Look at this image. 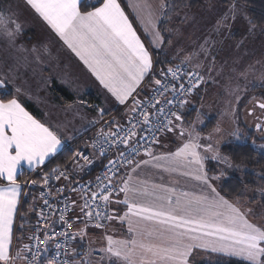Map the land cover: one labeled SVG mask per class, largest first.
I'll return each instance as SVG.
<instances>
[{"label":"snow or ice","instance_id":"obj_1","mask_svg":"<svg viewBox=\"0 0 264 264\" xmlns=\"http://www.w3.org/2000/svg\"><path fill=\"white\" fill-rule=\"evenodd\" d=\"M25 3L47 24L63 45L79 58L92 76L119 104L127 105L131 100L132 106L128 110L130 126L125 127L114 120L106 121L104 126L110 125L111 130L105 132L101 129L97 133V138L92 141L94 149L99 147L100 155L115 147L117 156L105 165L104 176L96 177L95 184L100 190L91 191L90 196L84 191V195L81 196L84 203L80 206V212L86 217L85 224L95 220L97 228L105 227L102 221H112L118 216L116 210L102 211L101 204H97V201L102 202L103 209H108L111 203L126 205L127 210L119 219L122 224L125 222L128 224L130 238L115 240L110 235L106 236L107 247L103 251L121 259L124 264H189V258L197 248L241 257L247 264H264V225L250 222L238 203L230 202L219 195L210 182L219 177H210L205 171V160L208 157L199 151L201 148L199 132L195 128L185 129L181 114L173 110L185 107L187 100L181 97L191 94L201 84L203 77L193 72L178 75L177 65L162 69L160 72L162 78L153 77L146 85L144 83L146 77L154 68L153 59L117 0H96V4L91 5V10H82L81 0H25ZM165 6L166 4H161L160 14H165ZM240 13L239 4L233 0L228 13L218 21L215 31L219 34L221 28L228 26L229 20L236 19ZM155 18L158 19L159 16ZM146 19L154 29L153 43L157 46L162 45L164 38L159 31H155L153 14L149 12ZM248 23L251 24V21ZM20 30L21 25L18 22L0 15V35L7 37L9 43L15 40ZM208 47L210 41L207 39L199 45L200 52L205 56L208 55ZM169 76L171 80L168 79ZM184 76L188 77L187 84L183 82ZM4 85L5 81L0 80V88ZM149 85L148 98L137 99L139 90ZM168 93L171 94L168 98L161 99ZM256 107L264 110V102H257ZM97 114L102 120L104 109H98ZM252 114L250 111L249 115ZM160 117H163V120ZM173 118L181 123L174 125ZM174 127L179 128L181 138L187 132V141L174 153L156 156L150 146L159 142L156 133L172 132ZM145 129L149 132L148 137L140 135V131ZM256 129L262 130L261 123L256 124ZM214 131L219 132L220 129L216 128ZM60 143L57 133L34 119L17 98L0 99V179L7 181V184L0 186V264H15L17 259L23 258L21 251H17L15 256L11 254L14 217L18 211L21 194L17 169L21 162H26L30 169H39L48 157L56 153ZM119 145H124V150H120ZM141 148L144 155L156 161L166 162V171L189 169V172L184 174L192 175L208 189V194L177 193L174 188L156 185L153 187L159 189L161 193L157 196L159 204H142L130 199L128 193L137 191L131 187V179L122 177L116 181L115 177L125 165L140 167V164L128 158L126 153L139 154ZM204 151L211 153L212 160L228 163L227 158H222L211 144L205 147ZM80 159L84 161V165L78 164ZM72 162L82 170L86 165L92 164L93 159L78 150L73 155ZM141 163L147 164V161ZM126 175L130 177L131 173ZM52 176L56 180H70L67 168L63 170L59 167L53 168L50 173L46 172L43 175L44 187L49 186ZM104 180L108 183L105 184ZM31 183L36 184L37 181L33 180ZM118 186L119 191L125 194V198L122 201L119 198L112 201L111 193ZM56 191L59 195L64 189L57 188ZM41 195L45 194L42 192ZM43 203L48 211L45 212L42 208L37 213L38 224L33 235L28 237L38 245H44L43 251L47 250L48 244L52 241H61L55 244L59 249L63 246V239L71 241L75 236L85 234L84 229L77 232L64 229V224H67L68 229H72L79 220V217L72 221L68 220L65 215L69 210L67 203L64 210L58 214L47 198ZM93 205L96 207L93 208ZM71 206L74 209L77 202L71 201ZM49 212L52 216L58 215V222L61 224V231L58 234L54 230L57 221L49 218ZM153 224L159 227L150 228L149 225ZM41 232L43 239L39 235ZM153 237L159 242H153ZM22 247L31 250L28 244ZM40 251L37 249L33 252L27 264H37ZM59 256L60 253L57 251L56 257ZM56 257L49 260L48 264H55ZM63 264L68 262L65 261ZM81 264L89 262L81 261Z\"/></svg>","mask_w":264,"mask_h":264},{"label":"rangeland","instance_id":"obj_2","mask_svg":"<svg viewBox=\"0 0 264 264\" xmlns=\"http://www.w3.org/2000/svg\"><path fill=\"white\" fill-rule=\"evenodd\" d=\"M10 1L11 3H0V15L10 17L16 21L17 12L12 10L13 1ZM6 2H9V0H6ZM229 6L222 5L218 0L204 3L195 12H182L177 17L178 21L173 25L169 24L166 28L169 42L163 52L169 61V65H166L165 69L170 65L184 64L203 77L199 88L188 98L180 114L185 129L195 128L199 132L201 144L199 151L208 157L205 160V171L207 162L215 165L216 172L213 175L208 173L207 175L221 178L210 182L222 197L224 196L219 192L220 180L226 178L228 173L238 169L240 170L237 172H242V168L212 160L211 153L204 151L205 147L211 144L219 153L220 147L226 143L245 141L255 151L264 154V110L256 107L257 102H264V88L263 90L252 91L264 84V27H255L249 24L243 8L240 7V15L234 20L230 19L228 26L222 27L218 34L215 28L218 21L228 13ZM205 39L210 41L207 56L203 55L199 49V45L203 44ZM0 40H3L2 35H0ZM194 53L195 55H193ZM238 97L239 99H237ZM20 98L23 99L25 96ZM250 111L253 113L252 115H249ZM97 113L78 110L64 111L62 109L53 111L51 114H53V120L59 123L60 127L64 125L71 132L81 130L87 123H91L94 120L92 117H95ZM212 119V127H208V122ZM179 123L181 122H173L174 125ZM257 123H261L262 130L256 129ZM216 128H219L220 131H214ZM187 139V132L181 138L179 128L174 127L172 132H167L159 140L160 142L157 143L158 145L156 144L157 147L153 153L156 156L174 153L179 147L183 146ZM158 164L160 166H157ZM165 165L166 162L164 161L152 160L144 164V167L140 169L143 171L139 170L138 174L134 176L135 178L132 177L134 179L133 187L137 189L133 193L135 201L143 204L150 198V200L152 198L158 200L156 196L150 195L153 186L157 183L156 179H164L167 184L166 187L174 188L177 193L188 192L198 195L203 192V194H208V189L204 185L195 180L192 175L184 174L189 172V169L166 171ZM148 188L150 189L149 196L141 191ZM256 196L249 193L242 201L226 197L224 199L238 203L250 222L264 225V214ZM131 199H134V197ZM34 200L35 196L28 208L29 215L35 205ZM76 202L77 206L74 208L75 213L72 216L74 219L78 217L77 210L79 209V203L77 200ZM20 215V211L19 214L16 213L13 224L12 243L16 241V251H21L22 246L25 244L24 236L19 233V230L23 229V226L19 223ZM24 216L23 214L22 219ZM115 222L110 225V228H113L114 231L117 226V222ZM122 226L124 228L121 227L119 230L122 238L119 240L129 239L128 224L125 222ZM108 227L98 232H87L83 236L77 235L75 241L80 244L76 245V250L78 252L82 246L83 255L77 257V252H75L71 264H81V261H87L89 264H124L121 259L103 251L107 247L105 237L113 233ZM149 227L158 228V225L153 224ZM80 229V226H76L74 230L78 231ZM119 236L118 232L113 235L114 238ZM153 242L159 241L153 237ZM94 253L100 254L101 258L93 259L92 255ZM230 260L247 264L241 257L201 248L194 250L189 258V264H229Z\"/></svg>","mask_w":264,"mask_h":264},{"label":"crops","instance_id":"obj_3","mask_svg":"<svg viewBox=\"0 0 264 264\" xmlns=\"http://www.w3.org/2000/svg\"><path fill=\"white\" fill-rule=\"evenodd\" d=\"M12 1V10L17 12L16 22L21 25V30L12 43H9L8 38H4L5 36L3 35V40H0V80L5 81V85L0 88V91L8 92L12 95V98H17L25 111L32 115L34 119L50 127L60 138L61 143L56 153L46 159L44 165L40 166L39 169H41L52 162L62 152L65 144L83 135L101 121L97 114L95 117H92L94 120L91 123H87L84 126L85 129L83 127L81 130L70 132L64 125L60 127V124L53 120V114H51L53 111L63 109L64 111L98 112V109L103 108L104 115L121 111L117 122L123 123L129 116L128 110L132 105L130 100L127 105L119 104L108 93L107 89L92 76L79 58L67 49L47 24L26 5L25 0ZM82 1L93 2L96 0ZM117 2L120 3L122 10L128 16L130 23H132L134 30L137 32L142 43H144L154 62V56L162 51L163 44L157 46L153 43L155 39L153 34L154 29L152 25L147 23L146 18L148 13L151 12L154 18L155 31H159L158 25L162 16L160 14V6L162 3L165 4L164 0H117ZM137 5H147L148 7L138 8ZM157 15L159 16L158 19L155 18ZM144 83L146 85L148 84L146 82ZM18 89L19 91H17ZM149 91L150 85L140 89V97L146 96ZM58 92L64 93L67 99L60 98ZM22 96H25V98L21 99L20 97ZM156 147L153 148V151ZM152 160L149 156L141 158L137 161L140 164L139 168H135V165H133L125 172L123 178L131 179V187L134 186V179L132 177L135 178L134 176L138 174L137 172L144 167V163H141V161H147L149 163ZM22 170L33 171V169L28 167L26 162H21V165L17 169L18 174ZM156 172L160 173L159 171ZM126 173H131V176H127ZM2 181L4 183L0 184V186L7 184L6 180ZM156 182L154 186H167L164 179H156ZM141 191H144L148 196L150 194L149 188L142 189ZM160 194L159 189L153 187L150 195L157 197ZM128 196L130 199L134 197L135 200L133 192H129ZM117 198L122 201L125 198V194L121 193L115 200ZM20 199L21 194L19 203ZM150 199L143 202V204L160 203L155 198ZM112 210H116L118 216L117 219L109 222L108 228L113 231L110 234L112 237L115 232H118L120 236L113 237V239L119 240L122 238L119 230L121 227L124 228L119 217L123 216L127 208L126 205H116L114 203ZM114 221L117 222H115L117 224L115 231L113 228H110L111 223Z\"/></svg>","mask_w":264,"mask_h":264},{"label":"built area","instance_id":"obj_4","mask_svg":"<svg viewBox=\"0 0 264 264\" xmlns=\"http://www.w3.org/2000/svg\"><path fill=\"white\" fill-rule=\"evenodd\" d=\"M177 65L179 66L178 75H183L186 72H193V73L198 74L196 71H194L193 69L189 68L188 66H186L184 64L183 65L177 64ZM176 66H170V67H176ZM160 72H161V70L155 69V63H154V68L150 71L145 82L147 83V82L151 81L153 79V77L162 78L160 76ZM168 79L171 80V76H169ZM187 80H188V77L184 76L183 82L185 84H187ZM199 86L197 88H195L193 90V92L191 94H189L187 97H181V98L186 99L188 101V98L194 94V92L199 88ZM149 93H150V91H149ZM149 93L143 97H140V94L138 93L136 98L137 99H147L149 96ZM170 95L171 94L168 93L165 95V97H163L161 99H166ZM130 103H131V100H130ZM161 106L163 107L164 105H161ZM173 110L178 111L179 114L182 111V109H173ZM118 113H121V111ZM116 118H117L116 114H113V115H110L106 118H103L101 121H99L97 124H95L86 133H84L83 135L77 137L72 142L67 143L63 146L61 153L64 154L65 162L59 168L61 170L65 169V168L68 169V172L70 175L69 181H65L63 179L56 180L55 177L52 176V177H50L49 186L44 187L42 184V178L44 175V172H43L44 168H41L38 170H33L31 172V174L29 175V177L27 178V180L23 183L22 191H21V199H20L17 214H19V211H21V207H22L23 203L28 200L29 193L32 192L33 195L35 196V205L33 206V209H32L34 219L31 222V225L29 226V228L27 230V233L25 235V241H24L25 244H28L30 246L31 250H27V249L22 248L21 255L23 258L17 259L15 261V264H27V261L31 260L33 252H36L37 249L41 250L39 252L38 257H37V264H48L49 260H52L53 257H56L57 251H59L60 256L56 257L55 264H63V262H65V261H67L68 264H71V260L74 256V253L77 252V250H76L77 249L76 248L77 242L75 241L76 236L71 241H68V240L62 238L63 239V246L60 247L59 249H57L55 247V244L60 243L61 241H52L48 244L46 251H43L44 245H38L35 241H30L28 239L29 236L33 235V233L35 232V228L38 224L39 217L37 216V213L42 208L44 209L45 212L48 211V209L44 206V203H43L45 198H47L49 200V202L54 206L57 214L64 210L65 204L67 203L69 205V210L65 213V215L69 221L74 220V218H72V216L75 213L74 209L71 206V201H73V200L78 201L79 209L77 210V215L79 217V220H77V222L73 225L72 229H68L67 224H64L63 227L66 231L77 232L74 229L76 226H78V227L80 226L81 229H84L85 233L93 232V231L98 232V231L104 230L108 226L110 221H102V223H104V225H105V227H103V228H97L95 226V224H96L95 220L85 224L86 217L82 216V214L80 212V206L83 205V203H84L83 199H81V196L84 195V191H87L88 195L90 196L91 191H99L100 190L96 187V184H95L96 177L97 176L103 177L105 174V171H106L105 165L108 163V161L110 159H114L117 156V150L115 147L111 148L110 150H107L104 155H100L99 147L97 146L94 149L92 146V141L97 138V133L101 129H103V131H105V132H108L111 130V126L109 125L108 127H105L104 122L110 121V120L116 121ZM153 119H155V117H153ZM160 119L163 120V117H160ZM128 121H129V116L124 120L123 123H121V125H123L125 127H129L130 125H129ZM174 121L175 120L173 118V122ZM166 133H167V131L157 132L156 137H157L158 141ZM140 135L148 137L149 132L145 129L143 131H140ZM145 142H147V141H145ZM150 146L152 147V150H153V148L156 146V144H153ZM105 147L107 149L108 146L106 145ZM119 148H120V150H124L125 146L119 145ZM78 150L81 152H84L85 154H87L89 156H91L93 159V163L90 165H86L85 167H83L82 170L79 167H77L76 164H74L72 162V157ZM126 155H128V158L134 159L136 162L138 160H140L141 158L146 157V155H144L143 148H141L139 154H132V153L128 152V153H126ZM118 163H121V161H118ZM78 164L84 165V161L82 159H80L78 161ZM129 168L130 167H128L127 165L120 168L117 176L115 177V180L119 181ZM33 180L37 181V183L32 184L31 181H33ZM89 182H91V184H89ZM103 182L105 184L108 183L107 180H104ZM57 188H63L64 191H62L61 193H59V195H57V191H56ZM73 188H75L76 190L72 191ZM42 192L45 194L44 196L41 195ZM49 193H50V195H49ZM120 194H121V192L119 191V186H118L111 193L110 199L112 201H114L115 198L118 197ZM97 204H101V210L102 211H110V212L112 211L113 203L109 204L108 209H103L102 202H100V201H97ZM95 207H96V205H93V208H95ZM48 215H49V218L51 220L57 221L54 225V230L58 234L61 231V224L58 222V215L52 216V214L50 212L48 213ZM17 217H18V215H17ZM39 235H40L41 239H43V233L41 232ZM16 253H17V251H16V241H15L12 243V246H11V254L13 256H15ZM92 257H93V259H100L101 258L100 254H96V253H94L92 255Z\"/></svg>","mask_w":264,"mask_h":264},{"label":"trees","instance_id":"obj_5","mask_svg":"<svg viewBox=\"0 0 264 264\" xmlns=\"http://www.w3.org/2000/svg\"><path fill=\"white\" fill-rule=\"evenodd\" d=\"M216 1L218 0H164V3L166 4L164 8L165 14H162L158 25V30L161 33V36L164 38V42L162 51L154 56L156 70L165 69L167 67L166 65H169V61L166 59L165 53H163L169 42V38L166 35V28L168 25L175 24L178 21L177 17L182 12H195L199 10L204 3ZM219 2L224 6H229L233 0H219ZM235 2L243 8L247 19L248 21H251L252 26L264 27V0H235ZM0 3H11V1L9 0V2H6V0H0ZM81 4L82 10H90L91 5L96 4V1H82ZM96 6H98V4ZM263 88L264 84L253 89L252 91L254 92L256 90H263ZM58 94L60 98L64 100L67 99L64 93L58 92ZM0 97L1 99H10L12 98V95L8 92L6 93L0 91ZM113 114H116V117L119 118L121 113L113 112L111 114L104 115L103 117L106 118ZM212 123L213 119L208 122V127H212ZM219 153L223 158H227V161L231 166L242 168V172H237L240 170L238 169L237 171L228 173L226 178L220 180L219 192L221 195L229 199L242 201L247 194H255L257 195L256 198L259 200L261 211L264 214V154H260L255 151L254 148L245 141L226 143L220 147ZM64 162V154L60 153L52 162L44 167L43 172L50 173L51 169L61 167ZM206 171L208 174L213 175L216 172L215 165L213 163L207 162ZM31 172L32 171L22 170L18 174V183L23 185ZM3 183L4 182L0 179V184ZM33 197V193H29L28 200L23 203L20 211L21 215L19 218V223H21L23 229L21 231L19 230V233H21L24 238L29 226L31 225V222L34 219L33 212L31 211L30 215L28 212V208L31 205ZM23 214L25 216L22 219ZM77 244L80 243L77 242ZM80 255H83L82 246L77 252V257H80ZM229 264L240 263L230 260Z\"/></svg>","mask_w":264,"mask_h":264}]
</instances>
